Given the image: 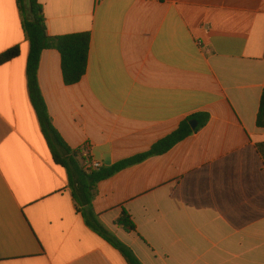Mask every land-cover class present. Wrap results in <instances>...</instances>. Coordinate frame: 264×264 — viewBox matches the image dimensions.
<instances>
[{
    "label": "crops",
    "instance_id": "crops-1",
    "mask_svg": "<svg viewBox=\"0 0 264 264\" xmlns=\"http://www.w3.org/2000/svg\"><path fill=\"white\" fill-rule=\"evenodd\" d=\"M46 32L89 33L87 67L62 80L40 56L53 128L101 168L147 152L196 114L204 127L97 185L101 223L141 264H264V0H38ZM0 264H126L90 231L30 103L17 0H0ZM122 211L135 231L114 225Z\"/></svg>",
    "mask_w": 264,
    "mask_h": 264
},
{
    "label": "trees",
    "instance_id": "trees-1",
    "mask_svg": "<svg viewBox=\"0 0 264 264\" xmlns=\"http://www.w3.org/2000/svg\"><path fill=\"white\" fill-rule=\"evenodd\" d=\"M17 4L22 15L23 33L29 45L26 60L28 96L53 162L65 170L68 188L85 226L115 249L126 264H141L132 250L118 240L101 223L99 216L94 212L92 202L97 195V185L126 168L137 165L148 158L165 154L176 144L204 127L209 116L203 113L193 115L181 122L174 132L155 143L147 152L117 162L110 167L93 169L89 156H84L81 150H71L53 128L37 78L42 52L56 50L60 55L63 83L66 86H71L80 82L87 67L90 35L89 33H79L59 37L49 36L46 32L42 6L38 0H17ZM19 52L18 47H13L1 53L0 66L18 57ZM191 121H196L197 126L194 130L190 127ZM256 126L264 129V92H262L259 101ZM256 151L264 163V143L257 144ZM114 225L126 233L135 231V226L125 211H122L119 218L114 221Z\"/></svg>",
    "mask_w": 264,
    "mask_h": 264
},
{
    "label": "built area",
    "instance_id": "built-area-1",
    "mask_svg": "<svg viewBox=\"0 0 264 264\" xmlns=\"http://www.w3.org/2000/svg\"><path fill=\"white\" fill-rule=\"evenodd\" d=\"M83 155L87 157L88 153L86 151H83ZM91 167L93 169H99L101 167V165L97 162H91Z\"/></svg>",
    "mask_w": 264,
    "mask_h": 264
},
{
    "label": "water",
    "instance_id": "water-1",
    "mask_svg": "<svg viewBox=\"0 0 264 264\" xmlns=\"http://www.w3.org/2000/svg\"><path fill=\"white\" fill-rule=\"evenodd\" d=\"M197 124H196V121H191L190 122V127L192 130H194L196 128Z\"/></svg>",
    "mask_w": 264,
    "mask_h": 264
}]
</instances>
